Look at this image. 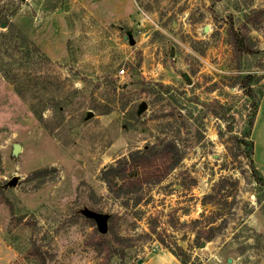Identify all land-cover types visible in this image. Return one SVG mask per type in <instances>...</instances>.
I'll return each instance as SVG.
<instances>
[{
    "label": "rangeland",
    "instance_id": "obj_1",
    "mask_svg": "<svg viewBox=\"0 0 264 264\" xmlns=\"http://www.w3.org/2000/svg\"><path fill=\"white\" fill-rule=\"evenodd\" d=\"M163 142L161 180L101 178ZM260 180L264 0H0V264H264Z\"/></svg>",
    "mask_w": 264,
    "mask_h": 264
},
{
    "label": "trees",
    "instance_id": "obj_2",
    "mask_svg": "<svg viewBox=\"0 0 264 264\" xmlns=\"http://www.w3.org/2000/svg\"><path fill=\"white\" fill-rule=\"evenodd\" d=\"M228 35L230 44L238 55L256 52L250 45L247 35L239 31L235 26L230 25ZM254 77L252 74H247L240 79L241 87L245 89L250 97H255L254 88L250 84ZM259 104L258 100L252 101L253 111L249 118V126L245 138H243L244 140L248 138L247 144L250 145L249 155L254 152V141L249 137L254 127ZM179 161L180 156L177 148L171 142L153 144L143 150H134L119 163L106 168L103 170L101 178L106 181L111 191L121 195L131 191V187L137 182L136 178L139 176L146 179V181L140 182L150 183L153 175H155L153 180L159 181L163 176L170 173L178 165ZM250 164L251 167H255L253 158H251ZM173 252L180 255L175 251Z\"/></svg>",
    "mask_w": 264,
    "mask_h": 264
},
{
    "label": "water",
    "instance_id": "obj_3",
    "mask_svg": "<svg viewBox=\"0 0 264 264\" xmlns=\"http://www.w3.org/2000/svg\"><path fill=\"white\" fill-rule=\"evenodd\" d=\"M131 43H133V41H131ZM145 108H146V103L142 102L140 105V110L142 111ZM20 148H21L20 144L16 143L15 150L19 151ZM90 215L97 220V225H98L99 230L105 233L107 231L106 217L101 214H97V213H90Z\"/></svg>",
    "mask_w": 264,
    "mask_h": 264
},
{
    "label": "built area",
    "instance_id": "obj_4",
    "mask_svg": "<svg viewBox=\"0 0 264 264\" xmlns=\"http://www.w3.org/2000/svg\"><path fill=\"white\" fill-rule=\"evenodd\" d=\"M120 72H121V73H124V69H121Z\"/></svg>",
    "mask_w": 264,
    "mask_h": 264
}]
</instances>
